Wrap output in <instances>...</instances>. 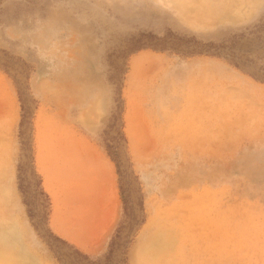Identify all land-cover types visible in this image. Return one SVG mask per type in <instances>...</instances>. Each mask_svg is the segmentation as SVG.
Returning a JSON list of instances; mask_svg holds the SVG:
<instances>
[{"label":"rangeland","instance_id":"rangeland-1","mask_svg":"<svg viewBox=\"0 0 264 264\" xmlns=\"http://www.w3.org/2000/svg\"><path fill=\"white\" fill-rule=\"evenodd\" d=\"M263 26L264 0H0V65L24 103L17 170L0 184V264H61L57 257L74 252L61 241L102 263L119 224L126 230L142 215L126 264H264V83L248 75L264 69L255 40ZM170 34L246 63L240 70L218 58L217 134L207 139L189 138L198 134L183 124L180 100H171L169 139L136 134L129 70L152 51L139 46ZM148 57L183 92L193 57ZM79 134L113 161L121 196L96 251L51 230L39 188L40 141L47 151L72 147Z\"/></svg>","mask_w":264,"mask_h":264},{"label":"crops","instance_id":"crops-1","mask_svg":"<svg viewBox=\"0 0 264 264\" xmlns=\"http://www.w3.org/2000/svg\"><path fill=\"white\" fill-rule=\"evenodd\" d=\"M134 61L128 80L135 85L134 112L136 134L140 138L169 139L171 131V100L183 102V115L187 117L190 136L207 139V133L217 134L216 111L212 117L213 99L217 100L218 58L196 56L188 58L183 77V92L175 95L169 76L164 72L155 75L147 60L151 54ZM137 64V69H134ZM131 77V78H130ZM126 95V94H125ZM210 100V119L208 103ZM125 108L127 130L128 99ZM22 107L18 92L0 70V184H12L17 170L19 152V125ZM211 138V137H210ZM72 147L47 151L45 141L37 147L36 166L51 200L49 225L63 240L86 251H96L109 237L121 209V196L115 164L89 136L79 134ZM87 148V149H85ZM88 155V156H86ZM103 161V162H102Z\"/></svg>","mask_w":264,"mask_h":264},{"label":"trees","instance_id":"trees-1","mask_svg":"<svg viewBox=\"0 0 264 264\" xmlns=\"http://www.w3.org/2000/svg\"><path fill=\"white\" fill-rule=\"evenodd\" d=\"M255 40H257L258 42L257 47L262 48L264 46V26L258 32V35L255 36ZM148 42L149 43L145 45L139 46L137 48V51L147 49L160 53L172 52L186 57L212 56V57L225 59L232 66L240 70H243L246 64L239 62V58L234 53H231L233 55H231L230 53L223 54L221 53L219 48L214 45H203L195 40H182L176 38L172 34H170L165 39L150 37ZM0 69L5 73H8L7 70L2 65H0ZM248 72L249 71H247L246 73ZM248 75L252 77L255 81L264 83V69H261L260 71H258V73L249 72ZM20 102H21L22 110H24L23 107L24 103L22 96H20ZM23 124H24V116H23V121L21 123V129L23 127ZM35 172L37 173V171ZM39 180H40L39 182L40 193L46 200L47 213L45 219L46 222L49 224V218L51 212V200L49 195L44 191V188L42 186V179L40 176H39ZM140 209L143 214L144 210L141 204H140ZM144 222H145L144 215H142V217L138 219L134 217L133 224L128 226L126 229L128 230L126 234H125L126 230H124L125 227L119 224L115 234L111 237L109 241L108 252L104 257L103 262L99 264H126L128 251L131 247V244L133 243L136 233L143 226ZM56 240L61 241L60 239L57 238ZM61 242L67 245L70 249L73 248L74 250L72 255L66 257H62V256L57 257L58 261L61 264H92L90 261V257H88V255L82 253L75 247L68 245L65 241H61Z\"/></svg>","mask_w":264,"mask_h":264},{"label":"bare ground","instance_id":"bare-ground-1","mask_svg":"<svg viewBox=\"0 0 264 264\" xmlns=\"http://www.w3.org/2000/svg\"><path fill=\"white\" fill-rule=\"evenodd\" d=\"M89 116H90V115H89ZM89 118H90V117H89ZM130 126H131V123H130ZM40 128H41V127H40ZM40 131H41V130H40ZM129 131H131V128H130ZM151 141L153 142V140H151ZM150 144H151V143H150ZM150 144H149L148 146H150ZM138 145L140 146V144H138ZM152 145H153V143L151 144V146H152ZM59 146H60V145H59ZM60 147H61V146H60ZM85 149H87V148H85ZM137 155L139 156V158H140V160H141V158H143V155H144V154H143L141 151H139ZM86 156H88V155H86ZM137 158H138V157H137ZM140 160H139V161H140ZM0 161H2V160H0ZM102 162H103V161H102ZM0 173H1V172H0ZM0 176H1V175H0ZM7 186H8V185H7ZM5 194H7V191H6V190H5L4 195H5ZM11 195H12V193H11ZM14 197H15V196H14ZM0 204L2 205V203H0ZM0 217H1V216H0ZM3 219H4V218H3ZM3 219H2V220H3ZM5 222H6V221H5ZM0 223H1V222H0ZM0 225H1V224H0ZM0 228H1V227H0ZM0 233H1V232H0ZM3 234H4V233H3ZM1 235H2V234H1ZM1 235H0V236H1ZM4 236H5V235H4ZM16 238H17V237H16ZM16 238L13 237V240H16ZM4 239H5V238H4ZM10 241H11V240H10ZM139 248H140V245H139Z\"/></svg>","mask_w":264,"mask_h":264}]
</instances>
